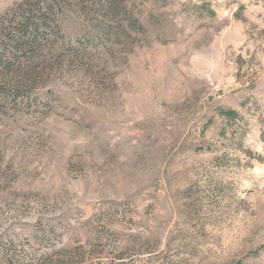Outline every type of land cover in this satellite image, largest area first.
I'll list each match as a JSON object with an SVG mask.
<instances>
[{"label":"rangeland","instance_id":"374dc122","mask_svg":"<svg viewBox=\"0 0 264 264\" xmlns=\"http://www.w3.org/2000/svg\"><path fill=\"white\" fill-rule=\"evenodd\" d=\"M0 264H264V0H0Z\"/></svg>","mask_w":264,"mask_h":264},{"label":"trees","instance_id":"16d2710c","mask_svg":"<svg viewBox=\"0 0 264 264\" xmlns=\"http://www.w3.org/2000/svg\"><path fill=\"white\" fill-rule=\"evenodd\" d=\"M230 113H232V112H230Z\"/></svg>","mask_w":264,"mask_h":264}]
</instances>
